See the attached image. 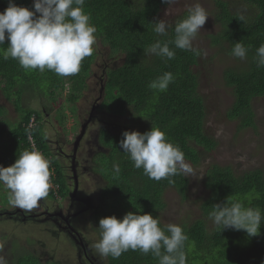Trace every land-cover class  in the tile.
Here are the masks:
<instances>
[{
    "label": "trees",
    "instance_id": "1",
    "mask_svg": "<svg viewBox=\"0 0 264 264\" xmlns=\"http://www.w3.org/2000/svg\"><path fill=\"white\" fill-rule=\"evenodd\" d=\"M243 1L256 10V14L241 20L242 16L231 13L226 3H218L220 18L225 24L224 34L220 38L211 36L212 44L221 47L231 57H234L231 52L236 42L242 41L248 49L244 65L228 67L223 73L224 84L231 89L233 96L226 118L239 123L240 132L255 129L253 102L264 99V67H257L255 62L256 50L264 44V0ZM15 3L34 10L31 0H15ZM166 6L163 0H85L84 11L90 13V22L97 29L95 35L98 41L112 53L124 55L122 64L106 73L104 100L100 106L107 113L127 117L131 126L140 133L150 131L153 124L158 126L170 142L180 146L185 161L197 167L201 163L199 149L212 155L219 144L205 129L206 108L198 93L199 82L195 72L199 56L174 45H170L175 51L171 60L154 54L145 55L144 52L157 40L166 41L175 37V25L168 30L167 36H158L154 32L152 23L160 20ZM7 7L8 0H0V12ZM7 46V40L5 44H0V91L8 101L14 100L17 107H24L25 98L29 104L39 96H44L51 106H61L59 97L64 93L66 80L71 84L66 101L71 104H75L79 94L87 89L91 65L97 57L95 50L91 56L84 58L78 74L61 77L47 69L43 73L38 69L26 71L16 59L5 60L3 53ZM165 72L174 75V82L168 89L159 91L149 88V83ZM0 110L3 114L4 111ZM57 110L62 111L63 108ZM39 112L31 106L24 107L14 129L7 130L0 123V136L9 134L11 142L6 145H14L17 150V156L13 158L15 161L20 152L32 151L26 139V125L33 116L37 122L33 132L37 146L46 157L51 156ZM58 119H62L61 116ZM125 131H103L100 135V143L107 152L102 153L100 158L101 154H98L94 169L105 182L100 192V205L105 208L94 212L91 219L99 238L98 226L102 218L114 215L122 219L128 212L138 211L141 212L139 214L150 213L154 218H160L166 206V191L171 189L181 199L187 198L189 179L185 174L171 177L174 183H169L168 179H149L142 168L133 166L119 147ZM114 163L119 164V174L113 171ZM52 165L58 175L56 183L60 186V195L65 196V177L54 159ZM205 186L209 196L201 203L203 217L190 225L184 223L181 226L188 237L184 247L187 264H264V219L260 235L256 237L234 229L223 231L210 219L213 206L225 203L230 196L233 202H242L246 207H259L264 214V169L255 168L238 175L230 166L215 164L207 169ZM47 198L53 199L51 190ZM161 227H164L162 221ZM65 244H74V248L78 246L75 242ZM34 259L35 264H39L35 256ZM110 259L111 264H159L158 258L151 253L144 255L139 250H129L119 259Z\"/></svg>",
    "mask_w": 264,
    "mask_h": 264
},
{
    "label": "rangeland",
    "instance_id": "2",
    "mask_svg": "<svg viewBox=\"0 0 264 264\" xmlns=\"http://www.w3.org/2000/svg\"><path fill=\"white\" fill-rule=\"evenodd\" d=\"M34 3V0H31ZM218 3H226L231 13H236L246 19L252 18L256 14L251 6L243 0H176L175 3L167 4L163 8L160 19H165L174 26L177 19L188 12L190 7L200 4L209 15L204 27L193 41V46L201 51L198 58V65L195 69L199 82L198 93L202 97L205 108V129L218 141V147L212 155L201 153V163L193 167L191 174H185L189 179V189L185 200L173 190L165 193L166 206L160 214L163 225L184 223L190 225L203 217L201 203L209 196V191L205 186L207 169L212 165L230 166L238 175L255 169H264V99H257L253 102V109L256 114L255 129L240 132L239 123L232 122L226 118V112L233 103L231 89L226 87L223 81V73L226 68L235 65H244L245 60H236L229 56L221 47L212 44V37H222L225 24L220 18L221 9ZM94 50L97 54L95 61L91 65L87 82V89L81 92L75 104L66 101L69 95L71 84L65 81L64 93L59 97L61 106H51L44 96L27 103L24 99V107L31 106L40 113V117L46 127L48 141L56 148H62L63 152L71 156L74 149L75 138L80 134L83 125H87V134L81 141V151L84 161L81 162L83 170L79 171V197L87 203L76 205L69 199L62 203L49 202L42 199L38 206L31 210H22L11 206L8 203L9 190L0 184V255L4 256L8 264H35L34 255L41 262L39 264H77L78 246L65 244L64 241L77 242L69 236L67 230L63 228L65 224L60 223V227L48 220L43 222L44 216L39 213L47 209L49 212L69 209L71 213L77 214L83 210L82 215H75L71 220V226L83 237V243L87 251H91V245L99 240L98 234L93 230L92 217L95 211L104 209L100 205V192L105 186L104 179L94 169V161L98 152L96 135L100 127H104L107 132L118 133L122 130L136 131L127 117L113 116L102 109L100 103L104 100V83L108 70L120 66L124 61V55L112 53L102 42L96 40ZM206 53V54H205ZM17 107L14 100L8 101L0 91V108L4 111L0 117V123L7 130L14 129L21 118L22 109ZM101 107L102 110H99ZM104 107V105H103ZM62 109L58 111L57 109ZM63 114V115H62ZM65 115V116H64ZM61 116L62 119H58ZM66 118V120H65ZM90 119V120H89ZM57 124L60 130L57 131ZM7 126H10L9 128ZM44 127V129H45ZM240 130V131H239ZM221 134L218 136L217 133ZM44 135H46L44 131ZM72 140V142H71ZM10 135L0 136V166L9 167L15 163L13 159L17 156V150L10 143ZM57 144H61L58 146ZM87 151V152H86ZM98 152V153H97ZM102 154L99 156V158ZM63 165L69 167L70 162L62 159ZM71 177V171H67ZM70 184H72V181ZM25 213L26 216H33L29 221H23L22 216L10 215L12 213ZM65 212V211H64ZM77 227V228H76ZM64 231H62V230ZM17 244L21 251L16 249L5 250ZM95 252V250H94ZM12 253V257H11ZM33 253V254H32ZM100 264H111L109 258L101 259L98 253ZM12 259V261H11Z\"/></svg>",
    "mask_w": 264,
    "mask_h": 264
},
{
    "label": "clouds",
    "instance_id": "3",
    "mask_svg": "<svg viewBox=\"0 0 264 264\" xmlns=\"http://www.w3.org/2000/svg\"><path fill=\"white\" fill-rule=\"evenodd\" d=\"M163 2L171 4L176 0H163ZM84 5L85 0H34V10H29L27 7L18 6L15 0H8V7L0 12V44L8 41L3 58L16 59L26 71L38 69L43 73L47 69L61 77L78 74L84 58L93 54L97 40L95 35L97 29L90 22V13L84 11ZM208 18L207 10L200 4L190 7L187 16L176 22L174 39L157 40L144 51L145 55L154 54L171 60L175 57V51L170 45L180 50L191 51L197 56L201 55V51L193 46V41ZM152 24L158 36H167L168 30L172 28V24L165 19L157 20ZM247 52L248 49L240 41L234 43L231 54L236 58L246 59ZM255 62L257 67H264V44L256 50ZM172 82L174 75L165 72L151 81L148 86L153 90L166 91ZM40 119L43 125V119L41 117ZM36 127L37 122L33 116L26 125V139L32 151L20 152L12 166H0V184L9 190L8 203L22 210H31L36 208L42 199L48 201L47 196L51 190L53 198L51 200L56 203L69 199L74 204V197H77L83 201L81 204L87 203L89 206L87 201L79 197V183L74 184L72 189L71 186L68 187L66 177L67 191L65 196L60 195V186L56 183L58 175L52 165L53 156L51 154L46 157L44 151L38 148L33 135ZM44 127L45 125L43 130L46 133V142L51 150L52 145L48 141ZM59 132L62 133L57 124V131L54 130V133L59 134ZM220 134L217 133L218 136ZM30 137L34 140L36 148L32 147ZM122 137L120 149L130 158L136 169H143L149 179L156 181L168 179L169 183H174L171 177L193 172L190 164L185 161L180 146L170 142L165 132L154 124L148 132L125 131ZM75 153L76 146L73 149V158ZM113 171L119 174L118 163L113 164ZM71 174V178L74 177V171ZM53 185L58 187L56 195ZM64 211H66L65 215ZM64 211L54 212L63 214V220L68 222L69 215L67 210ZM83 213L81 210L76 215ZM139 213L141 212H128L122 219L113 215L99 220L100 238L91 245L89 251L97 261L99 262V257L95 252L101 259H110V257L119 259L129 250H139L144 255L151 253L158 258L159 264H187L184 247L188 237L184 229L177 224H166L161 227L159 217L154 218L150 213ZM210 219L215 226L222 227L223 231L234 229L246 232L249 237H256L260 235L264 214L259 207H246L242 202H233L230 196L225 203L213 206ZM73 239L84 242L81 235L73 236ZM0 240L3 238L0 237ZM2 248L3 243H0V249ZM0 264H8L2 255H0Z\"/></svg>",
    "mask_w": 264,
    "mask_h": 264
},
{
    "label": "flooded vegetation",
    "instance_id": "4",
    "mask_svg": "<svg viewBox=\"0 0 264 264\" xmlns=\"http://www.w3.org/2000/svg\"><path fill=\"white\" fill-rule=\"evenodd\" d=\"M109 114V113H108ZM110 115H112V114H110ZM114 116V115H113ZM90 120V119H89ZM88 123V122H87ZM86 123V124H87ZM89 123H90V121H89ZM88 123V124H89ZM91 123H92V121H91ZM90 123V124H91ZM87 124V125H88ZM89 124V125H90ZM87 125H86V128H87ZM82 131V130H81ZM103 131H105L104 130V127H100V129H99V131H98V133H97V135H96V143L94 142V144L97 146V148H98V152H100L101 151V153H99V154H102V153H104V152H107V149H106V147L105 146H103L101 143H100V135H101V133L103 132ZM85 132H86V130H85ZM87 134V132L85 133V135ZM76 139H77V137L75 138V141H76ZM75 141H74V143H75ZM82 141V140H81ZM71 142H72V140H71ZM73 143V144H74ZM58 146H61V144H57ZM74 147H75V145H74ZM81 148H82V146H81V142H79V144H78V146H77V148H76V153H75V155H74V158H73V153H72V155L71 156H68V155H66L64 152H63V149L62 148H56L54 145L52 146V149L50 150V152H51V154H52V156H53V159L57 162V164H58V168H59V170H60V172L62 173V175H64V177H66V179H67V181H68V187L69 186H71L72 187V189H74V184H78L79 183V178H80V176H79V171H80V169L81 170H83V167L81 166V162L80 161H84V157H83V154L82 153H80V151H81ZM87 152V151H86ZM97 152V153H98ZM65 159V160H67V161H69L70 162V164L71 165H73V167L74 168H71V166H70V169H69V167L67 168V167H65L64 165H63V162H62V159ZM74 171V177L72 176V178L68 175V174H66V172L67 171ZM69 180H71L72 181V184H70V181ZM49 202H54L53 200H51V199H49L48 200ZM83 201H80L79 199H77V197L75 198L74 197V203H76V204H81ZM70 203H71V206H72V204H73V202H72V200L70 201ZM66 212V211H65ZM65 212H63L64 213V215H65ZM67 213H68V215H69V220H68V222H65L63 219H64V215L63 214H60V213H58V214H56L54 211H52V212H49L47 209H44V211L43 212H41V213H39V216H41V215H43L44 216V219H43V222H48V220H51L52 222H54L55 223V225L58 227H60V223H62V224H65L66 226L63 228L64 230H67V232H65V233H68L69 234V236L70 237H72L73 238V234H76V235H80V233H78L77 231H76V229L75 228H73L72 226H71V224H70V221L74 218V216L76 215L75 213H71V211L69 210V209H67ZM10 215H14V216H16V215H19V216H22V219H23V221H29V220H31L32 218H33V216H26L25 215V213L23 212V213H17V212H15V213H12V214H10ZM62 230V229H61ZM64 230H62V231H64ZM64 243H70L68 240H65L64 241ZM76 244L78 245V260H77V264H100V262H98L97 261V259L95 258V256L91 253V252H89V251H87L86 249H85V246L86 245H83L82 243H81V240H79V239H77V242H76ZM74 245V244H73ZM13 247H15V248H18V249H20L19 248V246L17 245V244H14L13 245ZM13 247H11V248H9V249H5V250H11ZM33 254V253H32ZM34 256H35V254H33ZM11 257H12V253H11ZM36 257V256H35ZM37 258V257H36ZM38 260V259H37ZM11 261H12V259H11ZM38 262L40 263L41 261L40 260H38ZM12 264H14V263H12Z\"/></svg>",
    "mask_w": 264,
    "mask_h": 264
},
{
    "label": "water",
    "instance_id": "5",
    "mask_svg": "<svg viewBox=\"0 0 264 264\" xmlns=\"http://www.w3.org/2000/svg\"><path fill=\"white\" fill-rule=\"evenodd\" d=\"M86 125H87V124H86ZM86 125H85V126H83V130H82V132H81V135L78 137V140L76 141V144H75L76 148H77V146H78V144H79L80 140L82 139V137H83V136H84V134H85ZM72 168H73V167H72Z\"/></svg>",
    "mask_w": 264,
    "mask_h": 264
},
{
    "label": "built area",
    "instance_id": "6",
    "mask_svg": "<svg viewBox=\"0 0 264 264\" xmlns=\"http://www.w3.org/2000/svg\"><path fill=\"white\" fill-rule=\"evenodd\" d=\"M29 140H30V142H31L32 147H33V148H36L35 143H34V140H33L31 137H30ZM50 165H51V163H50ZM52 188H53V190H54V192H55V195H56V194H57V188H58V187L55 186V185H53Z\"/></svg>",
    "mask_w": 264,
    "mask_h": 264
}]
</instances>
